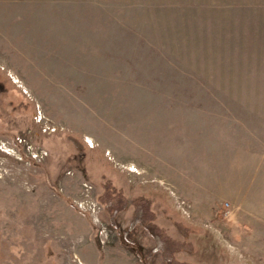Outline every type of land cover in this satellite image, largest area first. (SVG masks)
<instances>
[{
  "label": "rangeland",
  "instance_id": "rangeland-1",
  "mask_svg": "<svg viewBox=\"0 0 264 264\" xmlns=\"http://www.w3.org/2000/svg\"><path fill=\"white\" fill-rule=\"evenodd\" d=\"M139 198L177 264H264V0H0V264H165Z\"/></svg>",
  "mask_w": 264,
  "mask_h": 264
},
{
  "label": "trees",
  "instance_id": "trees-1",
  "mask_svg": "<svg viewBox=\"0 0 264 264\" xmlns=\"http://www.w3.org/2000/svg\"><path fill=\"white\" fill-rule=\"evenodd\" d=\"M113 218L121 211L125 210L129 204L128 200L121 192L107 186V192L100 198ZM135 213L133 215V226H141L149 233L155 243V249L162 253V259L165 264H177L175 260V250L177 246L165 229L157 225L155 214L151 210V203L146 198H139L133 201Z\"/></svg>",
  "mask_w": 264,
  "mask_h": 264
},
{
  "label": "built area",
  "instance_id": "built-area-1",
  "mask_svg": "<svg viewBox=\"0 0 264 264\" xmlns=\"http://www.w3.org/2000/svg\"><path fill=\"white\" fill-rule=\"evenodd\" d=\"M92 187L86 186L84 192V198L77 202L79 209L88 213L92 218L97 220L99 213L101 211L96 199L92 194Z\"/></svg>",
  "mask_w": 264,
  "mask_h": 264
},
{
  "label": "crops",
  "instance_id": "crops-1",
  "mask_svg": "<svg viewBox=\"0 0 264 264\" xmlns=\"http://www.w3.org/2000/svg\"><path fill=\"white\" fill-rule=\"evenodd\" d=\"M88 264H91V262L90 263L88 262Z\"/></svg>",
  "mask_w": 264,
  "mask_h": 264
}]
</instances>
